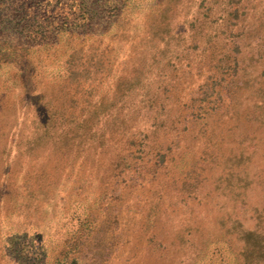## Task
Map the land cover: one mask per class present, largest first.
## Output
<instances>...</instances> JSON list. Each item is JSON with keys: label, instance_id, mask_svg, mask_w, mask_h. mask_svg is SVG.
Here are the masks:
<instances>
[{"label": "rangeland", "instance_id": "374dc122", "mask_svg": "<svg viewBox=\"0 0 264 264\" xmlns=\"http://www.w3.org/2000/svg\"><path fill=\"white\" fill-rule=\"evenodd\" d=\"M0 264H264V0H0Z\"/></svg>", "mask_w": 264, "mask_h": 264}]
</instances>
